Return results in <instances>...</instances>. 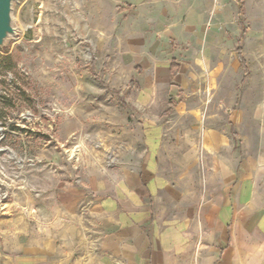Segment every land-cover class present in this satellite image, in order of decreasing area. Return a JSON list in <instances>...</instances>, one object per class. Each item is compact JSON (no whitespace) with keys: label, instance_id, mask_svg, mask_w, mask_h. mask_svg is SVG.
I'll return each mask as SVG.
<instances>
[{"label":"rangeland","instance_id":"obj_1","mask_svg":"<svg viewBox=\"0 0 264 264\" xmlns=\"http://www.w3.org/2000/svg\"><path fill=\"white\" fill-rule=\"evenodd\" d=\"M243 1L247 6L244 23L253 37L242 46L254 68L258 55L264 53V43H255L256 38L264 34V22L259 17L261 14H257L264 10V0ZM234 2H13L11 15L15 33L0 48V53L8 51L16 64L12 71L0 76V189L8 194L0 203V210L14 207L31 213V206L27 205L26 209L21 205L25 197L36 201L43 196H54L59 182L80 180L96 170L116 172L122 166L135 167L141 161L144 148L141 120L166 123L160 166L164 174L179 185L184 196L194 199L193 206L200 207L199 157L182 156L190 147L186 138L203 131L207 115L212 120H228L233 110L207 109L204 105L212 103L215 95L201 90L205 80L188 56L190 33L185 25L191 16L195 19L200 10L204 11L205 30L216 28L223 33L224 54L230 57L236 46L233 32L222 27L218 18L223 11H231ZM137 24L141 27L135 28ZM153 47L158 49L157 65L174 51L175 60L186 68L175 74L173 83L155 89L146 106H141L136 101L138 85L136 81L130 82L136 73L131 66H120L119 59L127 52L130 58L135 56L129 65L138 62L137 66H145ZM136 56L146 59L136 62ZM105 61L108 67L102 74ZM237 80L236 76L231 78L230 84ZM172 84L174 90L181 89L182 102L165 114L167 91ZM109 89L114 90L117 97ZM234 112H241V120H248L249 109L235 108ZM233 146L237 155L241 141H233ZM15 199L14 205L9 204Z\"/></svg>","mask_w":264,"mask_h":264},{"label":"crops","instance_id":"obj_2","mask_svg":"<svg viewBox=\"0 0 264 264\" xmlns=\"http://www.w3.org/2000/svg\"><path fill=\"white\" fill-rule=\"evenodd\" d=\"M234 3L218 18L233 32L236 46L230 57L224 54L223 33L205 30L204 11L185 25L190 33L188 56L205 80L201 90L215 95L204 105L233 110L228 120L207 115L203 131L186 138L190 147L182 156L199 157L200 207L193 206L194 199L184 196L160 166L166 123L141 120L144 148L135 167L96 170L80 180L59 182L54 196L36 201L25 197L21 205L31 206V213L14 207L0 210V264H264V53L253 68L243 52L242 44L253 36L244 23L247 6L242 0L245 75L236 53L241 26L238 0ZM259 13L264 22V10ZM255 41L264 43V34ZM157 51L150 49L142 67L137 66L138 59H146L142 56H136L133 65L135 56L127 52L119 59L120 66H131L136 73L130 82L138 85L136 101L141 106L186 68L175 60L174 51L157 65ZM231 71L238 77L233 85ZM174 86L167 91L169 99L177 101L172 110L182 102L181 89ZM235 108L249 109L248 120H241ZM233 141H241L237 155Z\"/></svg>","mask_w":264,"mask_h":264},{"label":"trees","instance_id":"obj_3","mask_svg":"<svg viewBox=\"0 0 264 264\" xmlns=\"http://www.w3.org/2000/svg\"><path fill=\"white\" fill-rule=\"evenodd\" d=\"M238 3H239L238 15H239V24L241 26V33H240V36L238 38V45H237V48H236V53H237V57H238V60L240 62V65L243 67V69L245 71V75H247L248 74V69L246 67V62H245V60H244V58L242 56V47H241V41H242V38H243V36H244V34L246 32V29L243 26L242 21H241V16L244 13V7H243L242 0H238ZM15 66H16L15 61L13 60L12 55L8 53V51H3L2 53H0V76L3 73H8V72L12 71L15 68ZM106 67H107V65H106V62H105L103 64V67H102V74L106 70ZM109 91L112 92L115 97H117V93L114 90L109 89ZM118 99H120V98H118ZM173 99L174 98L171 97L169 99V101H168V108H167V110L165 112L166 114H168V112H171L172 108L177 103V101L173 100ZM229 129H230V132H231L232 136L234 138L237 137L236 132H235V130L233 128V125H230Z\"/></svg>","mask_w":264,"mask_h":264},{"label":"water","instance_id":"obj_4","mask_svg":"<svg viewBox=\"0 0 264 264\" xmlns=\"http://www.w3.org/2000/svg\"><path fill=\"white\" fill-rule=\"evenodd\" d=\"M16 0H0V48L15 33L12 24V4Z\"/></svg>","mask_w":264,"mask_h":264},{"label":"built area","instance_id":"obj_5","mask_svg":"<svg viewBox=\"0 0 264 264\" xmlns=\"http://www.w3.org/2000/svg\"><path fill=\"white\" fill-rule=\"evenodd\" d=\"M8 198V194L5 191H1L0 189V203L5 201Z\"/></svg>","mask_w":264,"mask_h":264}]
</instances>
